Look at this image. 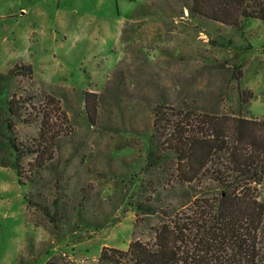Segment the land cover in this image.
<instances>
[{"label": "rangeland", "instance_id": "rangeland-1", "mask_svg": "<svg viewBox=\"0 0 264 264\" xmlns=\"http://www.w3.org/2000/svg\"><path fill=\"white\" fill-rule=\"evenodd\" d=\"M191 6L0 0V90L14 113L0 104V127L8 118L25 183L0 167V264H98L103 248L151 243L158 224L223 193L209 173L181 181L171 126L209 115L233 137L237 119L264 121V22L223 24ZM252 198L264 221L263 187Z\"/></svg>", "mask_w": 264, "mask_h": 264}, {"label": "trees", "instance_id": "trees-1", "mask_svg": "<svg viewBox=\"0 0 264 264\" xmlns=\"http://www.w3.org/2000/svg\"><path fill=\"white\" fill-rule=\"evenodd\" d=\"M189 11L223 24H236L237 17L242 21L264 22V0H192ZM21 70L32 73L29 65H21ZM8 76L0 74V83L7 81ZM244 94H240L241 101L250 102L252 93L248 97ZM0 104L7 115H14L6 86L0 90ZM236 122L233 137L226 132L224 119L209 115L186 123L181 120L171 126L170 137L174 139L170 150L176 155L177 174L184 177L181 181L191 183L209 173V179L220 184L223 193L213 203L193 205L199 211L192 215H176L158 224L151 243L133 239L126 251L103 248L98 264H263L257 248L264 222L259 212L262 207L252 194L259 186L264 191V121ZM1 124L0 167L13 169L18 183L25 185L13 127L8 118ZM256 126L263 132L261 140L256 139ZM193 160L198 162L197 169L191 165ZM181 163L188 165L186 175L179 166ZM246 199L252 201L251 212L242 209ZM24 200L29 209L31 201L27 194Z\"/></svg>", "mask_w": 264, "mask_h": 264}]
</instances>
